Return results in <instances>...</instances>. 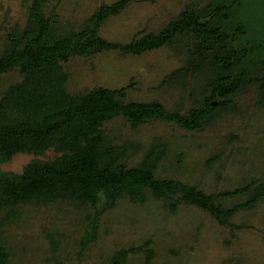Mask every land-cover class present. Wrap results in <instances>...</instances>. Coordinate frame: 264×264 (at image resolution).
Listing matches in <instances>:
<instances>
[{"label":"rangeland","instance_id":"obj_1","mask_svg":"<svg viewBox=\"0 0 264 264\" xmlns=\"http://www.w3.org/2000/svg\"><path fill=\"white\" fill-rule=\"evenodd\" d=\"M117 1L50 0L45 13L54 8L60 22L76 30L101 6ZM212 1L133 0L103 22L99 36L126 45L159 33L186 6L202 8ZM31 2L0 0L1 48L7 35L24 29ZM245 5L237 14L257 13L264 21V0ZM193 42L191 36L178 34L173 45L140 55L115 48L69 58L62 62L68 75L64 88L72 95L95 88L124 89V103L157 102L168 112L184 115L199 97L190 96L199 83L190 77L172 83L165 79L186 65ZM21 80L18 70L1 75L0 97ZM226 100L194 130L158 120L133 129L121 116L104 125L111 146L130 148L120 162L125 169L141 167L154 179L176 180L205 194L245 187L243 193L215 199L222 209L237 210L225 225L176 196L157 197L145 187L136 201L122 199L102 213L96 236L90 238L86 217L98 208L72 200L23 205L13 210L15 216L0 213L9 264H264V198L259 196L264 187L263 93L253 82ZM57 156L54 148L36 156L17 154L0 170L19 172L32 159L47 162ZM86 239L89 244L84 247Z\"/></svg>","mask_w":264,"mask_h":264},{"label":"trees","instance_id":"obj_2","mask_svg":"<svg viewBox=\"0 0 264 264\" xmlns=\"http://www.w3.org/2000/svg\"><path fill=\"white\" fill-rule=\"evenodd\" d=\"M132 1L101 6L74 30L60 22L54 8L45 13L50 0H32L24 29L7 35L0 47V76L18 70L22 80L9 85L0 97V167L17 154L36 156L54 148L58 156L47 162L32 159L19 172L0 170V213L9 211L15 216L13 210L23 205L72 200L98 208L86 217L90 238L96 236L102 213L122 199L136 201L144 187L157 197L176 196L186 205L205 210L221 225L236 213L222 209L215 199L243 193L245 187L232 193L205 194L176 180L154 179L141 167L125 169L120 162L130 148L111 146L104 125L121 116L133 129L158 120L194 130L227 98L253 82L260 85L264 101L263 18L257 13L251 17L237 14L249 0H213L202 8L186 6L162 31L134 38L129 44L102 39L103 22ZM178 34L191 36L193 48L187 53L186 65L165 82L193 78L199 84L190 96L202 97L201 101L194 99L195 105L184 115L168 112L157 102L124 103V89L95 88L72 95L64 88L68 75L62 62L69 58L115 48L140 55L173 45ZM259 196L264 198V187ZM10 255L0 224V264H9Z\"/></svg>","mask_w":264,"mask_h":264}]
</instances>
